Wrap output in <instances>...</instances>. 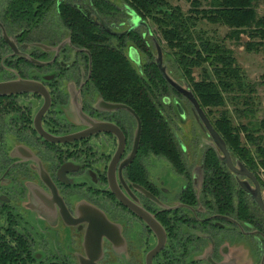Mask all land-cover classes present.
<instances>
[{
  "label": "flooded vegetation",
  "instance_id": "obj_1",
  "mask_svg": "<svg viewBox=\"0 0 264 264\" xmlns=\"http://www.w3.org/2000/svg\"><path fill=\"white\" fill-rule=\"evenodd\" d=\"M9 1L0 0V84L32 80L38 90L0 94V228L25 238L34 264H264V223L219 213L197 150L189 155L175 137L187 171H174L187 183L153 177L149 159L162 155L139 154L141 142L132 162L122 166L138 128L129 109L138 111L102 96L93 53L74 42L69 28L36 37L37 28L59 19L66 27L56 8L34 25H13ZM67 1L129 58H141L123 41L130 13L98 12L91 0ZM155 60L160 68L159 56ZM157 97L169 125L170 119L180 127L189 123L192 103L175 87ZM117 103L128 108H111ZM104 123L123 133L116 161L119 137L84 136ZM42 132L80 138L54 142ZM134 162L144 173L130 170Z\"/></svg>",
  "mask_w": 264,
  "mask_h": 264
},
{
  "label": "trees",
  "instance_id": "obj_2",
  "mask_svg": "<svg viewBox=\"0 0 264 264\" xmlns=\"http://www.w3.org/2000/svg\"><path fill=\"white\" fill-rule=\"evenodd\" d=\"M91 1L98 12L109 14L119 12L129 15L127 9L130 7L147 22L152 33L153 23L167 43L168 50L163 49V54L174 62L182 77L188 81L208 116L212 113V108L225 105L226 96L232 94L238 100L240 93L245 97L247 113H254L251 104L256 87L246 80L234 53L218 38L217 31L214 30L215 34L211 35V31L201 23L206 21L230 28L228 38L231 36L239 40L244 33L247 34L250 37L246 42L248 50L263 47L264 16H257L254 9L258 0H191V7L186 12L179 5L170 4L168 0H121L120 3V0ZM9 2L7 12L13 19V25H34L47 12L56 8L65 26L72 31L74 42L92 51L94 77L99 80L97 84L102 96L116 102H127L138 111L143 125L139 154L147 155L152 152L162 155L174 169L181 173L187 171L180 143L175 139L174 131L157 101V96L165 94L171 84L158 67L144 30H131L123 36V41H130V46L148 57L144 64L135 65L122 48L110 43L107 31H100L99 27L67 0ZM195 68L203 70L200 80L194 78ZM161 102L162 100L160 104ZM211 123L224 138L235 158L255 173L264 189V180L261 179V172H264V119L256 131L263 134L258 136L248 125H235L226 112H221ZM241 133L255 146V150L243 144ZM202 166V180L216 200L219 213L233 214L242 221L252 219L256 224L264 223V213L241 188L213 146L205 151ZM130 170L144 173V169L141 166L139 168L136 162ZM249 199L253 201L254 207L250 205ZM0 263L34 264L27 252L25 238L8 228H0Z\"/></svg>",
  "mask_w": 264,
  "mask_h": 264
},
{
  "label": "rangeland",
  "instance_id": "obj_3",
  "mask_svg": "<svg viewBox=\"0 0 264 264\" xmlns=\"http://www.w3.org/2000/svg\"><path fill=\"white\" fill-rule=\"evenodd\" d=\"M114 1V0H112ZM170 4L172 5H179L183 11H188V9L191 7V0H168ZM121 0L119 1V3ZM254 9L256 10L257 16H264V0H258L256 4H254ZM54 16V15H53ZM60 20V19H59ZM54 21L47 27H39L35 31L36 37L43 38L44 34L48 33L51 29H54L53 31H61V33H66L69 31L68 28L64 27L60 21ZM202 26L206 29H209L211 31V35L215 34L214 30L217 31L218 38L225 43L228 48L232 50L234 53V56L236 58V62L239 66H241L243 72L245 73L246 80L252 85L256 87V94H253L252 96V104L251 107L253 108L254 113H247L246 105H244L245 97L243 94H239L240 97L237 99L233 98V95L226 96L225 105L212 108V113L209 115L211 121H214L217 119V117L220 115L221 112H226L229 116L230 120L235 125H248L251 128V131L255 133V135L263 134L261 132L260 134L256 132L261 125V120L264 119V46L258 47V49L248 50L246 48V42L250 40V37L247 36V34H243L241 36V39L237 40L235 37H227L229 35L230 28L221 26L219 24H209L208 22L204 21L201 23ZM144 25V24H143ZM142 26V25H141ZM145 26V25H144ZM153 33L150 31V29L147 27H139V29L146 33L145 37L147 40H149L152 52L155 54V56H158L156 47L159 44L162 54L163 49L166 51L168 50L167 43L165 40L162 39L161 33L157 30L156 26L151 23ZM138 28V27H137ZM227 37V39H226ZM258 40V39H257ZM256 40V41H257ZM160 41V42H159ZM136 49V48H135ZM138 51V49H136ZM139 51L137 52V54ZM141 54V58L139 60H135L133 58V62L136 65H140L142 62V58L145 57L146 54ZM163 64L165 68L167 69L168 74L175 79L180 80L181 82L185 84H188V81H186L178 68H176L174 62L164 54L163 56ZM147 58V57H146ZM203 70L202 68H195L194 69V78L195 80H200L202 78ZM191 87V86H190ZM246 109V110H245ZM175 115V114H174ZM188 119L190 120L188 124H184L181 126L183 130H181V127L179 124H176V122H173L172 119H170V124L172 126V130L174 131V136L180 140L182 145H184L185 150L189 152V155H191V151L197 150L199 152V158L203 159L205 151L210 147V145L213 144L212 138L208 136V134L200 128V125L195 121L194 115L190 114ZM186 125V126H185ZM194 128L196 131H194ZM191 132L192 134H189V136H184V133ZM197 134V142H192L191 136H195ZM242 142L243 144H247L251 146V150H255V146L247 141V137H245L244 133H241ZM189 138V140H188ZM192 143V144H191ZM185 151V152H186ZM189 159V158H188ZM149 165L150 170L152 172V176L155 177V175L160 174L164 175L168 178L169 183L171 182H177L180 183H187V181L183 178V176L179 175L178 173H175L174 168L171 166L169 161L161 156H154L153 159H149ZM199 165V164H198ZM261 179L264 180V172H261ZM250 205L253 207L255 206L253 204V201L249 199ZM23 222L25 223V218L22 217ZM47 262V261H46Z\"/></svg>",
  "mask_w": 264,
  "mask_h": 264
},
{
  "label": "water",
  "instance_id": "obj_4",
  "mask_svg": "<svg viewBox=\"0 0 264 264\" xmlns=\"http://www.w3.org/2000/svg\"><path fill=\"white\" fill-rule=\"evenodd\" d=\"M128 12L131 14V20L129 21L130 30H133L137 26H149L147 25V22L142 20L141 17L138 15L137 12H135L130 7L127 9ZM157 54L159 56V65L162 69V73L166 80L175 87L183 96H185L187 99H189L192 103V109L193 115L197 123L200 125L201 129L204 130L210 138H212L213 144L210 146H213L216 151L219 153L221 161L227 166V168L230 170L232 174H234L235 179H237L239 185L241 188L248 193L252 200L255 202L256 206L259 207L264 213V189L261 186V183L259 179H257L254 172H252L248 166L244 165L240 160L235 158L233 153L229 150L226 141L224 138L220 135L219 131L216 130L213 123H211L210 118L205 111V109H202L200 102L197 98V96L194 94L192 88L187 87L186 84L183 86L179 82L172 79V77L168 74L167 69L164 65H162V59L164 54H162L161 48L159 44L157 45ZM32 90H38V87L36 86L35 82L32 80H25V79H18L15 81V83H3L0 84V94H13V93H20V92H31ZM119 108H128L125 104L117 103L116 105H112L111 108L117 109ZM130 112H134L136 114L137 118V133L135 137V145L133 149V153L129 159L126 160V162L122 163V166L127 164H130L133 160V157L137 151V148L141 142V135L143 131V125L142 121L140 119V116L135 112L134 110L129 109ZM43 112V111H41ZM93 132L90 130V132H87L84 136H90L94 133H110L112 135H115L116 137H119V140H122V144L120 145L117 153L115 154L117 157H115L114 161H116L119 158V154L121 153L120 149L124 147V140H123V133L119 126H111L110 124L104 123V125L98 124L97 128L94 129ZM45 139H49L54 142H62V141H74L77 138H80L79 135L76 136H68V137H55L48 133L41 134ZM82 137V136H81ZM113 161V162H114ZM121 166V168H122ZM120 168V169H121ZM114 169V168H113ZM122 170V169H121ZM115 172V169H114ZM242 177V178H241ZM114 188V186H113ZM150 220H149V222ZM1 264V263H0Z\"/></svg>",
  "mask_w": 264,
  "mask_h": 264
}]
</instances>
